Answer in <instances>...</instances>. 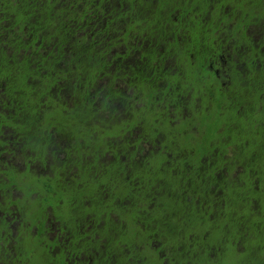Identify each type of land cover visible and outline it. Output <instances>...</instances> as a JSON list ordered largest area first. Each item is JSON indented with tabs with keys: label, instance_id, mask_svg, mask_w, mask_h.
I'll list each match as a JSON object with an SVG mask.
<instances>
[{
	"label": "trees",
	"instance_id": "trees-1",
	"mask_svg": "<svg viewBox=\"0 0 264 264\" xmlns=\"http://www.w3.org/2000/svg\"><path fill=\"white\" fill-rule=\"evenodd\" d=\"M262 24L264 0H0V193L59 230L29 261L0 235L1 264H264Z\"/></svg>",
	"mask_w": 264,
	"mask_h": 264
},
{
	"label": "flooded vegetation",
	"instance_id": "flooded-vegetation-1",
	"mask_svg": "<svg viewBox=\"0 0 264 264\" xmlns=\"http://www.w3.org/2000/svg\"><path fill=\"white\" fill-rule=\"evenodd\" d=\"M9 192H13L10 197H3L2 202H0V223L3 224H8V228L4 231L0 232L1 236H4L5 233L7 232H14L15 233H20L21 234V244L20 247L25 250V253L30 250H36V247H23V240L24 238L28 235L31 236H36V235H41L42 233H57L58 228L55 227L54 223L58 222L57 220H53V217H49L48 220L46 221H41L40 219H37V207L33 203L32 200V194H30L27 197H24L22 200L18 201L16 200L17 197H21L20 191L17 190L13 187L10 186L8 188ZM22 198V197H21ZM53 220V221H52ZM26 224L31 225V230L30 233H26L25 231L22 230V227ZM82 225V224H81ZM84 226V225H83ZM71 231H66L62 233V237L64 235H71ZM51 253H56L54 248L51 250ZM19 257L21 255V252L16 253ZM26 255L25 260L29 261V257L31 256L30 253ZM160 257H162V254H160ZM31 258V257H30ZM32 259V258H31ZM30 259V260H31ZM131 264H148V263H142V258L139 256L137 258H130ZM2 261L0 260V264ZM46 264H53V261L49 260L47 261ZM62 264V262L58 263ZM160 264H164V259L161 260Z\"/></svg>",
	"mask_w": 264,
	"mask_h": 264
},
{
	"label": "snow or ice",
	"instance_id": "snow-or-ice-1",
	"mask_svg": "<svg viewBox=\"0 0 264 264\" xmlns=\"http://www.w3.org/2000/svg\"><path fill=\"white\" fill-rule=\"evenodd\" d=\"M233 2L237 5L241 3V0H233ZM228 23H232V21H228ZM255 34V33H254ZM259 37L261 40H264V24L261 25L259 33ZM237 43V37L233 36L232 37V44ZM227 51L230 53L231 52V45H229ZM251 51V48L244 46L243 42L240 45H237V52L239 53L240 56H244L248 54ZM231 58V56H229ZM142 105H138L137 107H141ZM127 118V117H125ZM147 133L143 134V139H140V134L138 133L137 137L132 138L133 142H135L137 139H140V147L143 148V155H148L150 152L153 151L151 147V143L148 142L147 140ZM123 143V141H121ZM66 147V146H65ZM65 147L61 146V142L58 140L54 142L53 145L47 146V151L45 153V161H44V166L51 168L52 166H60L63 167L65 160L67 159L66 157V152H65ZM130 148H132V145H129ZM133 151L135 149L133 148ZM36 155V150H33L31 153V156ZM139 155V154H138ZM142 159V156L140 157ZM136 159V157H134ZM9 164H14L17 168H20L23 170L24 168H31L33 165L36 167L40 166L39 163V158L37 160H32L31 157H28L26 159L25 154L21 153L19 156L16 157L15 161H8ZM91 163V161H89ZM104 164L109 163V159H105L102 161ZM8 170V165L3 162V155L0 153V184L7 183V178L4 175ZM93 171H96V168L94 166ZM104 171H99L97 175L94 177L95 180H100L101 183H104L103 180H101V177L104 175ZM75 177L76 179L79 178V170L74 169L71 173H69L68 180L66 182L71 183L72 178ZM83 186V184H81ZM35 195L33 196V199H35ZM107 198V197H106ZM3 200V195L0 193V202ZM118 222V220H117Z\"/></svg>",
	"mask_w": 264,
	"mask_h": 264
},
{
	"label": "rangeland",
	"instance_id": "rangeland-1",
	"mask_svg": "<svg viewBox=\"0 0 264 264\" xmlns=\"http://www.w3.org/2000/svg\"><path fill=\"white\" fill-rule=\"evenodd\" d=\"M36 173H41V174H47V170L42 167L41 165L36 169L35 171ZM34 195H37L36 192H34ZM50 209V208H49ZM44 236V234H41ZM38 238H34V236H31V235H27L24 240H23V247H37L39 244V242L37 241ZM38 250V249H37ZM41 255V254H40ZM39 255V256H40ZM37 256V257H39Z\"/></svg>",
	"mask_w": 264,
	"mask_h": 264
}]
</instances>
